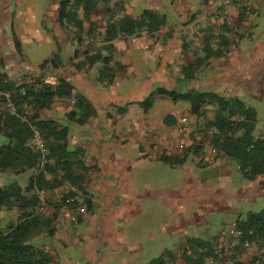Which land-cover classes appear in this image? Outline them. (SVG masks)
I'll return each instance as SVG.
<instances>
[{
  "label": "crops",
  "instance_id": "1",
  "mask_svg": "<svg viewBox=\"0 0 264 264\" xmlns=\"http://www.w3.org/2000/svg\"><path fill=\"white\" fill-rule=\"evenodd\" d=\"M10 2L0 0V25L10 16ZM53 2V20L59 27V0ZM237 2L249 4L253 13L257 8L249 0H230L228 3L225 0H106L97 2L85 17L79 10V16L83 18L81 30L59 27L62 35L65 32L69 36L71 48L60 58L59 67L50 65L52 71L48 69L43 73L54 77L52 83L60 77L70 82L74 92L83 95L95 113L84 123L70 120L66 112L75 107V97L57 98L50 109L38 112L40 117L68 127V147L77 150L75 158L80 160L74 168L77 174L83 175L80 184L72 186L78 193L75 204L56 206L64 185L48 193V214L55 215L54 220L58 219L61 225L43 241V245L58 264H126L123 253L119 256L122 249L128 250V253L145 250V264L168 251L172 254L170 260L173 264H189L184 251L191 238L209 243L215 241L218 232L208 234L207 226L203 230L192 229L191 235H188V223H204L197 212L190 215L200 218L198 220L182 214L186 202L192 201L188 187L198 182L208 186L209 170L218 178L229 176L234 172L235 164L212 151L210 131H200L197 124L183 126V131L179 130V126L176 149L170 150L171 139L166 129L158 133L157 126L144 115L147 108L141 106L143 99L155 92L171 98L158 94L159 89L182 93L215 87L217 93L222 90L227 91L224 93H242L247 88L244 85L247 82L239 83L235 75L241 74L243 68L250 64L251 53H246L239 41L245 37L241 29L252 25L250 16L253 13L246 15ZM145 10L155 13L159 22L164 20L163 24L153 31L133 29L131 25H127L130 27L127 32L118 27L109 30L111 23L120 19L138 21ZM111 33L113 37H109ZM210 33L213 34L210 46L213 49L219 46L218 57H206L210 51L205 47V36ZM7 39V42L12 41L10 37ZM95 54L99 59L92 64L88 56ZM13 64L11 55L2 54L0 49V72L6 73L16 83L32 80L33 76L16 73L17 68ZM141 75L145 76L138 81L136 78L140 79ZM129 76L133 83L131 87L123 82ZM173 114L169 112L164 116L161 125L172 124L175 121ZM64 117L78 124L74 132L62 122ZM256 132H260L259 128ZM188 152H193V164L202 171L193 177L188 173L186 180L178 184L179 188H172L160 178L157 182L138 181L133 175L132 169L136 166L142 169L141 173H148L149 164L153 167L155 164H167L170 168L178 166L187 171L184 163ZM235 170L242 173L237 167ZM248 179L250 181L243 183L238 190L234 188L238 195L247 199L243 194L248 190L264 192V175ZM253 196L254 193L251 194L252 199ZM158 201L165 205L167 212L150 217L161 216L164 222H156V219L147 221V202ZM69 215H74L75 220L70 221ZM177 215L181 220L178 229ZM135 216L144 220L137 222L136 227L132 226L134 229L127 233L124 225L131 224ZM144 221L149 222V226L147 222L142 225ZM151 223H159L160 229L169 230L171 235L181 233L182 238L177 241L172 237L171 241L176 243L172 247L161 239V246L156 249L152 243L155 232ZM134 231L132 240L130 233ZM143 239L148 246H143ZM240 246L242 252L238 264H256L251 260L261 255L258 245L251 242ZM151 249L157 250L155 256H152ZM78 253L80 258L76 255ZM131 263L134 264V261Z\"/></svg>",
  "mask_w": 264,
  "mask_h": 264
},
{
  "label": "trees",
  "instance_id": "2",
  "mask_svg": "<svg viewBox=\"0 0 264 264\" xmlns=\"http://www.w3.org/2000/svg\"><path fill=\"white\" fill-rule=\"evenodd\" d=\"M99 1L106 0H59V27L63 30H81L83 18L79 16V10H82L85 17ZM140 17L138 21L120 19L117 23H111L109 30L118 27L127 32L130 29L127 25H131L133 29L153 31L164 22H159L157 15L150 10H145ZM154 22L157 24L153 25ZM110 36L114 35L111 33ZM212 38V33L205 36V47L210 51L206 57L220 56L219 46L216 49L210 46ZM88 58L93 64L99 56L95 54ZM47 65L59 67V53L41 63L40 69L43 70ZM37 76L34 75L31 81L16 83L6 73H0V90H11V100L16 105L15 113H10L3 105L5 95L0 94V133L6 140L0 145V171L14 175H22L26 171L33 172L28 178L0 186V208H16L18 211L16 220L0 222V264H58L48 248L44 247L41 238L50 237L57 229L54 223L55 215L48 214V211H37L34 192L36 188L42 187L50 193L64 185L70 192L67 195L62 193L60 200L55 204L68 206L65 200L68 196H73L75 201L70 203L73 205L78 201V193L72 186L80 184L83 178L74 168L79 165L80 160L75 158L77 150L68 147V127L40 117L38 112L50 109L55 99L65 97L76 98L75 107L66 112L70 120L84 123L94 115L95 110L83 95L74 92L73 85L63 77L52 83ZM157 93L172 99H187L190 102L191 111L197 116L194 124L198 125L200 131H210L211 144L217 156L231 160L247 178L264 175V130L256 132L257 113L252 106L239 98L214 91L191 89L181 93L159 89ZM151 96L143 99V107L148 108L151 105ZM208 112H211V115ZM34 129L41 132L47 149L44 170L39 167L40 152L32 146ZM236 222L243 229V235L234 246L236 252L241 254L240 245L247 238L256 243L261 251L260 257H254L251 261H256V264L264 263V208L248 212L245 219H237ZM248 231H251V234ZM212 243L191 238L184 251L188 263L202 264L205 257L212 254ZM196 248H205V252L203 250L196 253ZM187 249L195 256L192 257ZM170 257L172 254L168 251L148 264H173ZM238 263L239 260L231 264Z\"/></svg>",
  "mask_w": 264,
  "mask_h": 264
},
{
  "label": "rangeland",
  "instance_id": "3",
  "mask_svg": "<svg viewBox=\"0 0 264 264\" xmlns=\"http://www.w3.org/2000/svg\"><path fill=\"white\" fill-rule=\"evenodd\" d=\"M53 1L54 0H11L10 2V16L0 25V36L2 37L0 49L2 54L8 53L11 55L14 61L13 66L17 68L15 72H18L19 75H39L45 77L49 73H43L44 70L45 72L48 69L52 71L50 68L51 66L47 65L41 70L40 64L52 58L55 53H59L60 58L63 57L65 51L71 48L69 36L65 32H63L64 35H62V32H59L61 30L56 26V20H53V16L55 17V11L52 7L54 4ZM249 1L257 8L254 13L252 11L249 12V14L253 13L252 16H250L252 25L241 29V33H244L245 37L240 40L239 43L240 47L244 49L246 53H251L249 57L250 64L243 68L241 74L235 75V79L239 83L247 82L244 84L247 88L243 89L242 93H240V91L236 93H224L227 91L223 90L220 93L222 95L239 98L247 105L252 106L257 113V128L262 131L264 130V0ZM139 6H141V4H139ZM7 37H10L12 41L7 42ZM16 43H18V46ZM15 53H17L16 56ZM144 76L145 75H141L140 79H136L140 81ZM131 80L132 78L130 76L127 80H123V82L127 84L125 86L131 87L133 84ZM213 85L214 84H212V86ZM213 88L214 89H207L206 91H215V87ZM150 101L151 106L147 108V112L144 114L146 119L151 122V124L157 126L155 129L158 133H162L163 129H166L167 135L171 139L169 148L170 150L176 149L175 147L177 144L175 141L180 135L178 127L187 125L192 126L197 120V116L191 111L190 102L183 98L172 99L159 96L156 92L153 93ZM141 108L145 109L143 106H141ZM169 112H174L172 116L175 121L169 126H162V118L169 114ZM208 114L211 115V112H208ZM181 116H185L188 121L182 122L180 120ZM62 122H64V124L67 123L73 132L78 127L77 123H72L66 117H64ZM5 141L4 136L0 133V145ZM194 157L195 155L193 152L187 153L186 162L184 163V166L188 168L187 171H182L178 166L170 168L167 164H163V166L155 164L153 167L149 164L151 168L148 173H141L142 169L137 166L132 169V172L133 175L138 178V181L146 180L149 182H157L159 180L158 178H160L162 182H166L172 188H179L178 184L186 180L188 173L193 177L195 175L198 176L202 171L193 164ZM233 168L234 172L229 176L224 175L223 178H218L216 174L211 173V170H209L207 176L209 181L208 186L198 182L188 187V193H190L189 198H191L192 201L186 202L185 211L182 212V214L187 217V215L197 212L204 221L202 225H189L188 223L186 226L188 235H191L192 229L198 228L199 230H203L206 226L209 228L207 229L208 234H215L221 230H226L233 220L245 219L249 211H259L264 208V192L258 193L248 190L246 194H243L247 199L237 194V190L242 187V184H247L250 180L242 173L236 172V165L233 166ZM29 174L30 171L22 175H14L0 171V186L7 185L16 180H21L24 177L26 178ZM235 187L237 189L236 191L234 189ZM252 193H254L253 199L251 197ZM147 204L146 215L149 216L147 221L156 219V222H164L161 216H150L155 215V213L161 215L166 214L167 209L165 205L159 201L153 203L147 202ZM229 207L235 208V210L231 208L228 209ZM17 216L18 211L16 208H0L1 223L14 221ZM179 217L180 215H177L176 229L181 226ZM193 218L195 220L200 219ZM142 220H144L143 217L135 216L131 224L126 223L124 225V229L126 228V232L128 233L134 229L132 226L136 227L138 224L137 222ZM147 221H144L142 225ZM146 224L149 226V222ZM151 229L155 232V241L152 243L155 245L156 249L161 246V239L166 242V245L169 243V246L172 247L176 244L173 240L178 241V238H182L181 233L171 235L169 230H161L159 223H151ZM135 233V231L130 233V239L134 240L133 235H135ZM172 237L173 240L171 241ZM41 238L43 241H46L47 236H42ZM130 242L132 243L131 240ZM141 242H143L142 244L145 247L149 245L146 243L145 239ZM144 252L145 250H139L128 253V250L122 249V251H119V256L123 253V256L126 257V264H132L131 261H134V264H145L147 258ZM151 252L152 256L157 254V250L151 249ZM76 255L80 258L79 253Z\"/></svg>",
  "mask_w": 264,
  "mask_h": 264
},
{
  "label": "built area",
  "instance_id": "4",
  "mask_svg": "<svg viewBox=\"0 0 264 264\" xmlns=\"http://www.w3.org/2000/svg\"><path fill=\"white\" fill-rule=\"evenodd\" d=\"M230 0H225L226 3H228ZM237 6L241 7V9L244 11L245 14H249L251 11V6L249 4H242L240 2H237ZM47 81L52 82L54 80V77L51 75H47L45 78ZM22 93H24L23 90H21ZM0 94H4L6 97V100L4 102V107L10 112V113H15L16 111V105L13 103L11 100V90L7 91H2L0 90ZM182 122L186 121L185 117L181 118ZM180 131H183V126L179 127ZM32 146L40 152V159H39V167L40 169L44 170V165L46 164L47 158H46V153L47 149L45 146V141L44 138L39 131V129H34L33 131V143ZM212 151H215L213 148ZM70 192L69 188L64 187L63 188V193L68 194ZM35 197H36V205H37V211L39 213H43L47 211L48 207V198L49 194L46 191V189L39 187L35 189ZM66 203L70 204L73 203L74 197L73 196H68L66 198ZM70 221L75 220L74 215H69L68 216ZM55 227L59 228L61 225V222L57 219L54 221ZM249 234H251V231H248ZM243 235V229H241L236 221H232L228 228L226 230H221L218 232L217 237L215 241L212 243L211 248H212V254L209 256H206L204 259V262L202 264H231L233 261H238L239 260V253L236 252L235 249V244L238 243L240 237ZM249 239L245 238L243 240V245L247 246L251 243ZM253 243V242H252ZM188 250V249H187ZM205 248H197L195 249V252H202ZM192 257L195 256V254H192L190 250L187 251Z\"/></svg>",
  "mask_w": 264,
  "mask_h": 264
}]
</instances>
